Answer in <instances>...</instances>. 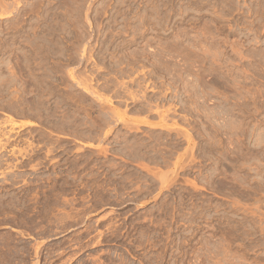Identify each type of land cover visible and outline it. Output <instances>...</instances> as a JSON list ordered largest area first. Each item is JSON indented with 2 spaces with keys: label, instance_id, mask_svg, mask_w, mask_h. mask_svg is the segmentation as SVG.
I'll return each instance as SVG.
<instances>
[{
  "label": "rangeland",
  "instance_id": "374dc122",
  "mask_svg": "<svg viewBox=\"0 0 264 264\" xmlns=\"http://www.w3.org/2000/svg\"><path fill=\"white\" fill-rule=\"evenodd\" d=\"M0 264H264V0H0Z\"/></svg>",
  "mask_w": 264,
  "mask_h": 264
}]
</instances>
